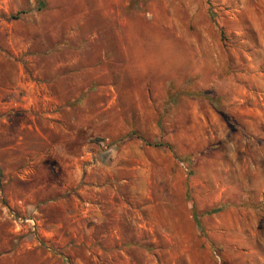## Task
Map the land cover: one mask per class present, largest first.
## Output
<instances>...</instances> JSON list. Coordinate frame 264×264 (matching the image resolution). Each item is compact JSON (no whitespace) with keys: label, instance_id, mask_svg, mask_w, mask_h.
I'll return each mask as SVG.
<instances>
[{"label":"rangeland","instance_id":"obj_1","mask_svg":"<svg viewBox=\"0 0 264 264\" xmlns=\"http://www.w3.org/2000/svg\"><path fill=\"white\" fill-rule=\"evenodd\" d=\"M111 9L0 0V264H264V0Z\"/></svg>","mask_w":264,"mask_h":264},{"label":"crops","instance_id":"obj_2","mask_svg":"<svg viewBox=\"0 0 264 264\" xmlns=\"http://www.w3.org/2000/svg\"><path fill=\"white\" fill-rule=\"evenodd\" d=\"M101 2L104 3V13L109 16L112 10V4H115L117 0H101Z\"/></svg>","mask_w":264,"mask_h":264},{"label":"built area","instance_id":"obj_3","mask_svg":"<svg viewBox=\"0 0 264 264\" xmlns=\"http://www.w3.org/2000/svg\"><path fill=\"white\" fill-rule=\"evenodd\" d=\"M19 222L22 223V222H25L28 224V226L31 228V229H34L35 228V221L33 218L31 217H24V218H18Z\"/></svg>","mask_w":264,"mask_h":264},{"label":"trees","instance_id":"obj_4","mask_svg":"<svg viewBox=\"0 0 264 264\" xmlns=\"http://www.w3.org/2000/svg\"><path fill=\"white\" fill-rule=\"evenodd\" d=\"M204 93L206 94V93H210V91H204ZM160 144H164V143H160ZM165 145V144H164ZM208 212H210V211H204V212H202V213H208Z\"/></svg>","mask_w":264,"mask_h":264}]
</instances>
